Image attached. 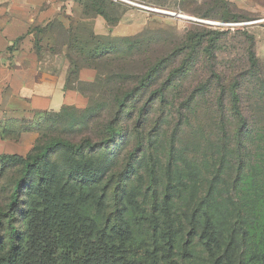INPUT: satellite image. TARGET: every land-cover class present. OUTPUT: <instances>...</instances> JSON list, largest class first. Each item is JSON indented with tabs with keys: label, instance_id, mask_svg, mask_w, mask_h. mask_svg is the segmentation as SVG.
Masks as SVG:
<instances>
[{
	"label": "rangeland",
	"instance_id": "374dc122",
	"mask_svg": "<svg viewBox=\"0 0 264 264\" xmlns=\"http://www.w3.org/2000/svg\"><path fill=\"white\" fill-rule=\"evenodd\" d=\"M113 1L118 5L116 18L122 19L110 36L114 40L137 37L141 42L129 76L160 60L162 70L148 81L147 93L137 89L132 94L123 111L117 102L128 87L105 77L97 86L83 88L90 97L85 109L38 113L33 122L32 115L0 109V143L13 146L12 150L22 159L0 160V257L7 255L11 243L7 206L16 182L26 175L14 213V264H151L148 234L134 224L139 208L149 213V220L165 217L169 221L171 218L167 217H175L180 223L178 240L183 241L190 231L189 223L198 200L208 199L212 204L210 186L216 182L213 179L217 171H221L220 186L216 184L218 191L224 193L222 198H229V162L223 164V159L230 161L232 141L222 128L229 122V116L216 118L218 99L228 101L227 95L235 87V93L244 101L251 127L262 121L261 4L255 5L251 0ZM98 3L106 7L105 0ZM94 10L90 4L86 15L79 12L70 15L66 26H72L75 38L65 34L57 21L38 30L35 38L42 72L61 73L69 63L68 58L83 64L88 57L83 49L88 46L92 31L109 35L104 20H84L92 17ZM235 16L251 20L234 22L237 24L234 26L209 24ZM252 38L258 67L250 71L247 49ZM70 42L71 49L63 47ZM23 50L31 51L32 45L15 47L11 57L19 56L17 52ZM159 78L165 84L164 102H152L144 109V149L123 175L116 208L113 185L97 179L116 173L133 151L134 121L145 97L152 94L153 98V84ZM12 119L31 122L32 129L23 135L10 133V138L4 140L5 126L11 124L15 130L22 123L15 124ZM114 120L119 125L117 141L101 144L103 126ZM245 137V163H253L254 148L263 147L264 141L255 139L253 133ZM6 151V146L0 148V154H7ZM38 151L42 159L26 173L25 162ZM188 247L185 257L182 249L175 251L176 256L171 254L168 264H206L209 250L204 244L196 238Z\"/></svg>",
	"mask_w": 264,
	"mask_h": 264
},
{
	"label": "trees",
	"instance_id": "16d2710c",
	"mask_svg": "<svg viewBox=\"0 0 264 264\" xmlns=\"http://www.w3.org/2000/svg\"><path fill=\"white\" fill-rule=\"evenodd\" d=\"M105 2V8L98 3V0H95V2L92 0H86L83 2L82 15H86L90 4L91 8L92 5L95 7L93 16L90 18L85 17L84 20H93L97 17H102L107 24L109 35H98L92 31V34L89 36L88 46H85L83 49V51L86 50L88 52V57L83 60V64L80 65L75 60L68 58L70 69L68 71L65 89L74 90L83 94L88 99L89 103L90 97L83 88L97 86L104 77L109 80L121 81L120 83L126 85L129 89L126 91L123 98L117 102L118 107L123 111L127 108L132 94L136 92L137 89H143L147 93L148 88L150 87L148 81L154 74H159L161 72L163 65L160 60L154 66L145 68L140 72L137 71L136 75L129 76L130 68L137 62V49L140 48L141 42L138 41L137 37L114 40V38L110 36L113 29L120 23L122 16L116 18L118 5L113 0H105ZM226 20L228 21H216L232 24L234 22L239 23L251 19L235 16L232 17V19ZM54 21L61 22L58 20ZM59 24L65 34L70 38H75L72 26H66L62 22ZM39 29L41 28L34 30L35 35L38 33ZM104 42L107 43L104 45ZM248 45L247 62L251 71L258 67V59L253 50V38L249 41ZM71 46L72 44L70 42L63 47H70L71 49ZM33 50L39 59V44L36 38L34 39ZM74 62L78 65L74 64ZM83 69H92L96 71L97 75L93 83L85 84L80 81L79 73ZM128 79L129 83L126 82ZM160 79L161 78L153 84V98L152 94L150 97H145L146 101L143 108L139 111L138 116L134 121L131 131L134 137L135 146L133 151L127 156L123 165L116 170V173L110 176L105 174L97 179V182H106L113 185L112 200L113 205L116 208L119 205L118 188L122 184L123 175L134 163L135 159L140 157L144 149V138L142 133L145 119L144 109L148 104H152V102L156 104L164 102L165 84L163 80ZM137 80L140 81H138V84L136 85ZM132 85L137 88L132 89ZM230 91L231 92H229L226 99L228 101L225 102L219 98L216 103L217 120L224 115L229 116V122L222 126L223 131L232 141L230 146L232 150L229 156L231 159L230 161L226 158L223 159V164L229 162L227 173V180L230 185L229 198H222L224 193L221 190L218 191L217 185L220 186L218 181L221 178V175L219 174L221 171H217V174L215 172L216 175L213 179L216 182L211 183L210 186V190H212L213 193L211 199L212 204L208 199L198 200V204L193 210V217H191L192 219L189 223L191 226H189L190 231L186 235V240L183 241L178 240L180 223L175 217H167L171 218L169 221H166L165 217L159 219L158 217H150L151 219L149 220V213L139 208L137 211L139 217H136L134 224L148 234L151 245V264H168L172 260L171 254L176 256L175 251H180L181 249L182 256L185 257L187 250H189L188 246L190 244L192 245L196 238L199 242L204 244L207 250H209L206 264H264V146L254 148L256 157L253 158V163H245L243 155L244 148L246 150L243 141L248 133H253L256 135L255 139L264 141V107L262 108V121H257L253 124V129L248 114L245 111L242 97L235 93V87ZM260 96L261 100L263 99L262 104L264 106V91ZM69 108L76 107H66L59 113L61 114ZM41 113L48 112H39V114ZM35 116L32 118V122ZM12 121L15 124L19 122L22 123H20V127L18 126L15 130L11 129V124L8 128L5 126L6 129H4V133L2 134V139L4 140L10 138L8 137L11 136L10 133L23 135L29 133L32 129L31 122L24 123L23 121H17L15 119H12ZM117 122L118 121L114 120V122H110L103 126L99 139L101 144H109L117 141L119 134V125H116ZM87 142H89L88 144H91L88 139ZM18 156L19 155L3 154L0 155V160H22ZM223 156L224 154H221V157ZM40 159H42V156L39 154V151L36 152L33 157L29 158L25 162L26 173L36 167L39 164ZM25 181L26 175H23L16 182L10 203L7 206L9 211L6 216L8 218L11 243L7 255L0 257V264H14L16 262V227L14 225V213L16 207H19L22 186ZM166 202H168V200ZM167 210H170L168 206ZM144 224H147L146 227H143ZM211 245H215V247H210Z\"/></svg>",
	"mask_w": 264,
	"mask_h": 264
},
{
	"label": "crops",
	"instance_id": "0c3cea01",
	"mask_svg": "<svg viewBox=\"0 0 264 264\" xmlns=\"http://www.w3.org/2000/svg\"><path fill=\"white\" fill-rule=\"evenodd\" d=\"M84 1L0 0V109L16 115L29 114L33 118L39 112L59 113L66 107L85 108L88 105L83 94L65 89L69 63L59 74L42 72L39 59L32 51L35 29L54 20L66 25L70 15L82 13ZM251 3L261 4L264 9V0H251ZM31 45V51L23 50L17 52L19 56L11 57L15 47ZM96 75L92 69H83L79 79L89 84L95 81ZM5 146L7 155H19L10 144L0 143V148Z\"/></svg>",
	"mask_w": 264,
	"mask_h": 264
},
{
	"label": "built area",
	"instance_id": "2783aa9c",
	"mask_svg": "<svg viewBox=\"0 0 264 264\" xmlns=\"http://www.w3.org/2000/svg\"><path fill=\"white\" fill-rule=\"evenodd\" d=\"M210 25H214V26H234V25H237V24H223V23H209Z\"/></svg>",
	"mask_w": 264,
	"mask_h": 264
},
{
	"label": "bare ground",
	"instance_id": "6f19581e",
	"mask_svg": "<svg viewBox=\"0 0 264 264\" xmlns=\"http://www.w3.org/2000/svg\"><path fill=\"white\" fill-rule=\"evenodd\" d=\"M182 18H185V19L189 18V20L192 19V18H190L189 16H186V15H184V16L182 15Z\"/></svg>",
	"mask_w": 264,
	"mask_h": 264
},
{
	"label": "water",
	"instance_id": "95a60500",
	"mask_svg": "<svg viewBox=\"0 0 264 264\" xmlns=\"http://www.w3.org/2000/svg\"><path fill=\"white\" fill-rule=\"evenodd\" d=\"M190 20H192V19H190Z\"/></svg>",
	"mask_w": 264,
	"mask_h": 264
}]
</instances>
